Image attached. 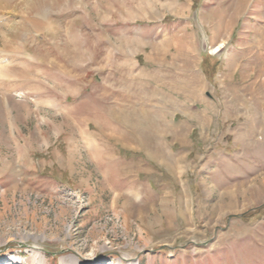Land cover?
Here are the masks:
<instances>
[{
	"label": "rangeland",
	"instance_id": "obj_1",
	"mask_svg": "<svg viewBox=\"0 0 264 264\" xmlns=\"http://www.w3.org/2000/svg\"><path fill=\"white\" fill-rule=\"evenodd\" d=\"M36 251L264 264V0H0V264Z\"/></svg>",
	"mask_w": 264,
	"mask_h": 264
},
{
	"label": "bare ground",
	"instance_id": "obj_2",
	"mask_svg": "<svg viewBox=\"0 0 264 264\" xmlns=\"http://www.w3.org/2000/svg\"><path fill=\"white\" fill-rule=\"evenodd\" d=\"M7 17H9V16H7ZM51 31V30H50ZM216 50H217V48H215ZM175 105V104H174ZM36 253L39 255V260H40V264H42L43 263V261H44V255L43 254H41L39 251H36ZM16 259V258H15ZM120 263L121 264H128V262L127 261H125V260H123V259H121L120 260ZM75 264H81V261L76 257L75 258ZM88 264H92V263H88Z\"/></svg>",
	"mask_w": 264,
	"mask_h": 264
}]
</instances>
